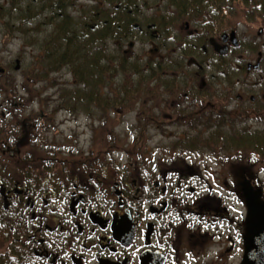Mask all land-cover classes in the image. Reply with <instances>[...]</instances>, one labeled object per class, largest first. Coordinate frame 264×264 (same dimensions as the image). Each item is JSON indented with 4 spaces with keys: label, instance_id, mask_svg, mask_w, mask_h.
I'll list each match as a JSON object with an SVG mask.
<instances>
[{
    "label": "flooded vegetation",
    "instance_id": "1",
    "mask_svg": "<svg viewBox=\"0 0 264 264\" xmlns=\"http://www.w3.org/2000/svg\"><path fill=\"white\" fill-rule=\"evenodd\" d=\"M214 2L215 6L208 2L200 8L195 21L185 19L182 24L169 25L168 29L175 33L174 40L163 38L160 23L153 24L151 33L140 32L154 39L149 49L151 56H155L150 80L156 100L153 104L176 105L175 109L185 114L189 112L184 105H224L227 113L238 118L250 114L264 118L261 114L264 0L246 3L237 0L227 5L223 0ZM181 9L178 7L177 12ZM166 39L167 52L163 47ZM131 42L120 48L114 41L108 49L105 68L110 76L115 74L114 80L108 79V101L113 97V87L123 76L119 70L124 64L120 60L137 57ZM83 108L88 109L85 118L88 121L93 107ZM223 108L222 120L226 115ZM66 110L65 114L59 113L60 118L51 113L38 119L45 127L52 121L51 129L58 133L67 131L76 137V132L84 134L87 122L71 118L70 110ZM10 112L6 108L1 116ZM234 118L230 122L234 123ZM35 120L29 118L27 124L32 128ZM44 120L49 123L45 124ZM188 122L181 121L178 128L168 130L170 123L159 120L156 127L162 128L157 135L176 137L177 141L188 135L193 145L201 146L198 141L204 125L197 124L198 121L188 125ZM67 126L71 131L65 129ZM184 126L186 129L182 130L180 127ZM19 129L8 135L0 133V146H9V154L14 158L21 156L17 160L9 156L10 160L6 161L24 168L19 177L0 175V188H3L0 190V264H211L213 261L234 264L236 261L238 244L233 246L231 236L223 235V231H209L218 217V200L195 194V198L184 202L182 187L194 178L195 187L187 191L193 193L203 190L205 183L198 167L192 166L196 159L190 160L198 156L195 149L181 152L189 156L172 153L164 156L165 161L155 160L150 166L128 162L113 171V167L100 163L111 162L108 150L103 160L101 154H84L83 149L75 146L56 151L83 154L86 161L81 159V166L60 169L40 160L39 167L25 171L29 158L17 149L21 148L20 136L24 137L23 132L18 134ZM107 138L110 139V134ZM24 139L26 142V135ZM0 149L4 154L7 151ZM167 157L171 158L166 160ZM20 162L25 165L21 166ZM68 167L75 170L70 171L74 173L72 176L65 173ZM209 246L213 261L205 257Z\"/></svg>",
    "mask_w": 264,
    "mask_h": 264
},
{
    "label": "rangeland",
    "instance_id": "2",
    "mask_svg": "<svg viewBox=\"0 0 264 264\" xmlns=\"http://www.w3.org/2000/svg\"><path fill=\"white\" fill-rule=\"evenodd\" d=\"M76 1L78 3H84V4L92 2V0H75V3ZM138 2H141V4L138 6L136 5L137 6L136 8L132 6V8H135L136 10L139 7L143 11L147 12L148 7H150L152 9V14H145V16H151V17L161 16L162 19H166L168 21L167 23L170 24L171 27L175 23L182 24L186 16V12L189 11L187 9L182 10L185 16H180V14H178L177 16L172 15V16L164 17L162 11L165 7L168 6L166 0H147L144 3L142 2V0H138ZM189 3L194 8H202L204 7V5L209 4L206 0H202L201 2H198L197 0L192 2V0H190ZM180 5L181 4H179V6ZM109 6L110 3H107L108 8ZM156 8L159 11L156 12L154 10ZM171 9L174 8L171 6ZM66 13L75 23L80 22L79 11L78 9H74L71 4H69V6L67 7ZM195 14L196 13L189 14L188 19L195 21ZM136 16L140 17L141 19L140 15H136ZM181 18L182 20L179 21L178 19ZM56 25H57V21L48 22L46 20L45 15L41 22H37L35 19H30L29 22L25 25V27L27 29L31 28L30 30L33 37L30 38L29 40H33L35 42L31 43V45L27 43V45L33 46L35 49L43 50V51H46L45 49H49V47L53 45V43H51V40L57 35V32L55 30ZM141 25H142L141 30L140 31L138 30L139 32L135 34L131 33L129 39H132L135 42L134 48L136 50L137 56L138 55L147 56L146 50L150 48L151 41H153L154 39L151 35L146 36L140 34V32L144 31V29H148L149 33H151L153 27L152 25H145V24H141ZM135 28L137 29V27ZM177 29H179V26L175 28V30ZM160 30L162 32L163 38H165V36H168L170 39L174 40L175 33L171 32V28L170 29L160 28ZM3 31H4L3 28H0V69H3L2 73L0 74V86L13 84V91L10 92V94L13 93L12 99L17 100L15 103H19V102L21 103L22 101H24V99H27V104L23 103V106L14 107L9 114H6L4 117H2L1 112L2 111L5 112V109L10 107L7 104H5L6 101L5 102L1 101V97H3L4 95H0V105H5V107H0V133H4L5 135L11 133H17V130L19 128L20 129L18 131V134L20 132H23L21 135H24V137L20 136L19 138L21 148L17 147V149H21V154L24 153V156L27 157V159L29 158V162L26 165L25 171L37 167L38 160L39 161L42 160V162L45 163L46 165L50 164L51 166H55L60 169H62V166H71V167L81 166L82 163L80 160L82 159L83 161H86L85 157H83V154H76V155L61 154L60 152L56 151L59 149L62 150L73 149V147L75 146H76L75 148L83 149L84 154H90L94 152L95 155L97 156L100 153L102 156V154L106 153L107 150L109 149L110 151L112 150L109 155L112 157L113 162L104 163V161H101L100 163L102 165L106 164L108 166L113 167V171H116V167L114 165L116 160L120 164H123L127 160V155L131 156L132 159L139 160L141 162V166L142 165L150 166L152 162L155 160L165 161L164 155L166 153H169L170 155L172 153H175L172 155L184 157L189 155L183 154L181 152L192 151L195 149L198 152L196 153L198 156L196 157V160L192 164V166L198 167L200 175L202 176V181H205L202 191L205 190L209 193L210 189L206 186V184L211 182L216 186L215 188L218 189L217 191H215L216 194L220 196L219 188L222 187L223 188L222 197H223V205H224V210L222 212L225 218H229L228 215L230 216L231 214L230 206L234 200V197H232L233 190H230V188L232 187L231 180L233 176L232 173L235 170L234 166L236 165H234L232 162H227L226 160H224L225 161L223 162L224 164L223 163L221 164L220 160L218 158L217 160L215 154L213 153V151L215 150L218 151L217 149L200 148L197 145H193L190 143V138L188 135L186 136V138L181 139L179 141H177L178 139L176 137L170 138L169 136L163 137V135H157V133H159L158 131H160L162 127H156L157 122L159 120H163L164 123L166 122L170 123V126L163 127V129H166L167 127L168 130L176 129L175 127H177V123H180L181 121H189L188 125L189 123H191V121L193 122L198 121L197 124L200 122L202 123V125H204L201 131H202V135L206 137L208 135L209 130L213 129L217 124V119H216L217 112L219 111L220 107L222 109L224 105L223 107L221 105H214L215 109L213 111H211L208 108V105H184L188 109L189 112L188 114H190V117H187L188 114L181 113L180 111H177L175 109L176 105H154L153 103H155L156 100H155V94L152 91L151 105H143L140 108H137L133 104H124L123 107L116 106L115 108L110 109L109 116L107 114V119L105 121H102L105 118V115L104 117H99V119L88 117L89 120L85 121V118L87 117V112L84 110L83 106L73 105V104L69 105L71 107L72 112L68 113V115L71 118L73 117L77 119V121L79 122L80 121L87 122L86 132L82 135H78V132H76L77 137L75 136V133H69L67 131H64L65 133L55 132L53 129H51V126L53 125L52 121L50 122V125L48 127H45L39 121L38 116L40 113L47 114V116H51V113H55L56 116L60 118L59 113L62 114L64 112H67V110H65V107H63L64 105H61V101H57V100L58 97L61 95V91L66 87H68L71 81L73 83V78H74L73 63H70L71 65L69 66L64 65L65 68L61 70V72H59V70L56 67L59 64H56L55 66L45 59H43V61L39 63L38 66H36V64L34 63L33 59H31L30 56L31 54H33L32 51L35 50L30 49V47L27 48L22 47L21 46L22 37L18 34H15L17 37H10L9 41L3 40ZM168 31L169 33L167 35ZM107 37L108 38H105L103 40V43L98 46V47L102 46L101 49H99L97 45L94 44L95 47L97 48H94L90 51L89 50L90 48H88L86 44L82 42L83 49L81 51L88 54L90 58H92L93 55L95 56L97 54H99V56L102 55L103 51H107L111 47V45H113L112 43L114 42L111 33H109ZM147 40H151V41H147ZM119 41L122 42L124 46L128 42L127 38L119 39ZM142 41H147V42L144 43ZM2 43H6V44L4 45ZM65 43H66L65 41H62L59 44L62 46ZM163 47L167 48V50L165 51L167 52L169 44H166V46ZM50 50L49 53L51 54ZM62 51L63 49H61V52ZM197 56L199 58L200 54H198ZM16 59H19V65H20L19 68L15 67L17 63ZM122 69H124V67ZM101 70L104 72L105 67H102ZM130 74H132L131 71ZM28 85L35 92L40 91L37 96L32 98L31 97L32 94L26 95V92H28L27 91ZM46 92L48 93L45 94ZM141 97L146 98L147 95H144L142 91ZM56 101L57 103H55ZM107 104L114 105L110 101H107ZM91 106L93 107L92 112L97 109L96 105H91ZM229 106H233V105H229ZM22 107H24V109H21ZM115 112H117L119 116H116ZM261 114H264V108L261 109ZM96 116H101V114ZM252 116L253 114H250L249 117H245V118H238L236 116L234 118L233 126H231L229 122L228 127L241 129L244 128L245 126H249L250 129L255 130L256 128L255 125L257 124V120H255L254 117ZM14 117L15 119L13 120ZM45 117L46 116L42 114L39 118L43 119ZM29 118L37 119L33 122L32 128L30 125L27 124ZM48 121L49 120H44L42 122H46L45 124H48L49 123ZM261 122L264 126V120H262ZM171 123H173V125ZM15 125H18L16 130L13 129ZM191 127H193V125ZM137 128H139L138 131L140 129H143L142 132L143 136L149 134V136L147 137V139L148 138L149 139L148 141L147 139L145 141L143 138V144L140 146H135L134 144L130 145L131 142L129 143L128 140H130L133 137ZM180 128L184 130L186 129V126ZM65 129L70 130V127L67 126ZM74 130L76 131V129ZM67 133L72 135L71 138H69V135ZM217 133H216V137H217ZM109 134H110V138L111 136L115 137V141L112 140L111 143L108 142V140H110L107 138ZM25 135L27 136L26 142L24 139ZM105 137L106 140L108 139L107 141L105 140ZM66 139H71L72 141L67 142ZM23 141L24 144L22 146ZM40 143L43 145H40ZM203 146L206 145L203 143L202 147ZM0 147L5 148L7 150L5 154L2 153V151H0L1 160H3V158H7L10 160L9 156L15 160L20 159L21 157L20 154H18L16 158H14L9 154L11 152L8 151L9 146H6V144H4V147L2 146ZM124 147L126 149H124ZM105 149L106 151H104ZM170 158L171 157H167L166 160ZM190 160L192 161L193 158L191 157ZM20 165L21 166L25 165V163L20 162ZM0 166L3 170H8L7 173L5 174L7 176L14 175L16 177L17 176L19 177L24 173L23 171L24 168L13 165L12 163L6 165L2 161H0ZM68 170L69 171H66L65 173L67 175L72 176L74 173L70 171H75V170H73L70 167H68ZM206 180L208 181V183L206 182ZM191 181L193 184L195 183L193 178L191 179ZM182 192H183L184 202L189 201L191 199V195H187L186 190H184V187H182ZM226 229H227V222L224 221V230ZM208 252H210V254L208 255L206 253L205 257L207 258L208 261H213L214 259L212 255L213 251H208ZM29 264H38V263L33 262ZM211 264H215V261H213Z\"/></svg>",
    "mask_w": 264,
    "mask_h": 264
},
{
    "label": "trees",
    "instance_id": "3",
    "mask_svg": "<svg viewBox=\"0 0 264 264\" xmlns=\"http://www.w3.org/2000/svg\"><path fill=\"white\" fill-rule=\"evenodd\" d=\"M146 1L147 0H142L143 3ZM182 1H184L185 4H188L190 0H171V3L176 2V4H180ZM107 3H110L109 8L107 7ZM69 4H71L74 9H78L80 22L75 23L66 13ZM140 4L141 2H138V0H92V2L87 4H76L75 0H0V28H3L4 30L3 40L5 41H9L10 37H15V34H21V46L23 47L26 46L27 43L31 45V43L35 42L29 40L33 37L30 30L31 28L26 29L25 27L30 19L36 20L39 18V22H41L43 15H47L46 20L48 22L57 21V25L55 26L57 35L51 40L53 45L49 47V49H45V56H50L49 50L51 48V56L56 59L54 64L59 63L60 65V63L66 61V59L75 61L76 67L74 68V76L76 80L79 83L87 82L88 74L85 71L83 64L86 61L87 63H90L91 59L87 58L89 56L88 54L81 51L83 49L82 42L90 48V51L96 48L94 44L99 46L103 41L104 31L107 29L105 26L109 22L114 23L115 25L121 24L120 22H123L124 24L131 23L133 17L130 16L128 10L130 6H138ZM123 27L125 28V26ZM72 40H78L77 43H80L81 46H77L76 48V45L71 44ZM62 41H65L66 44L61 46L59 43ZM2 44L5 45L6 43ZM61 49H63L62 52ZM97 57L98 54L95 56V61L97 60ZM34 58V63L38 66L41 61L39 55ZM84 86H87V84ZM12 91L13 84L1 85L0 95H4L1 97V101H6V104L8 105H14L12 102H16L17 100L12 99L13 93L10 94ZM27 91L26 95L32 94V96L30 95L32 98L39 93L38 91L35 92L31 89L29 85ZM87 98H89L90 102L92 101L88 92H85L83 88H81L76 90L74 94L65 97L61 105H78L82 102H87ZM93 102H95L102 111H106L108 108V105H105L98 95L95 96ZM23 103L27 104V99H24V101L21 103L19 102L18 104L23 105ZM110 106L114 108L121 105L115 104ZM262 120H264L262 116L261 118H257L255 130L248 129L247 127L241 129L232 128L231 132L223 130L220 134V132L215 131L216 129H214L213 131L215 132L208 134L209 136L205 140H203L204 138L201 136V139L198 142L204 143L209 149H217L218 151L215 150L213 152L216 158L220 160L221 164L226 160L227 162H232L236 165L234 166L236 170H245L249 173L252 172V175H255L256 172H259L264 168V126L261 122ZM249 161L252 162V164H250ZM3 163L6 165L9 164L8 162ZM7 171L8 170H3L0 167L1 176L5 175ZM233 174L234 172L232 175Z\"/></svg>",
    "mask_w": 264,
    "mask_h": 264
},
{
    "label": "water",
    "instance_id": "4",
    "mask_svg": "<svg viewBox=\"0 0 264 264\" xmlns=\"http://www.w3.org/2000/svg\"><path fill=\"white\" fill-rule=\"evenodd\" d=\"M240 185L246 207L240 264H264V201L261 191L253 190L246 180Z\"/></svg>",
    "mask_w": 264,
    "mask_h": 264
},
{
    "label": "snow or ice",
    "instance_id": "5",
    "mask_svg": "<svg viewBox=\"0 0 264 264\" xmlns=\"http://www.w3.org/2000/svg\"><path fill=\"white\" fill-rule=\"evenodd\" d=\"M146 190H147V189H146ZM65 255H67V253H66Z\"/></svg>",
    "mask_w": 264,
    "mask_h": 264
}]
</instances>
